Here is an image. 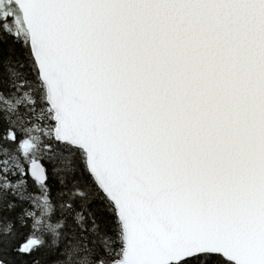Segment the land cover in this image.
<instances>
[{
	"label": "snow or ice",
	"instance_id": "6c2138e0",
	"mask_svg": "<svg viewBox=\"0 0 264 264\" xmlns=\"http://www.w3.org/2000/svg\"><path fill=\"white\" fill-rule=\"evenodd\" d=\"M0 264H264V0H0Z\"/></svg>",
	"mask_w": 264,
	"mask_h": 264
}]
</instances>
